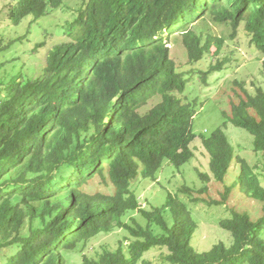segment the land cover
I'll use <instances>...</instances> for the list:
<instances>
[{
    "label": "trees",
    "instance_id": "trees-1",
    "mask_svg": "<svg viewBox=\"0 0 264 264\" xmlns=\"http://www.w3.org/2000/svg\"><path fill=\"white\" fill-rule=\"evenodd\" d=\"M64 1L14 0L8 15L14 24L30 16L35 21ZM76 11L65 30L69 40L48 52L41 76L24 80L17 74L0 83V251L15 249L3 264H64L61 250L114 227L136 239L126 251L105 250L97 259L84 257L83 264H136L154 248L165 249L169 264H264V187L221 127L201 136L212 178L223 182L237 163V180L223 197L238 186L262 202L261 216L252 220L233 210L219 222L229 244L202 252L191 243L196 223L174 195L162 207L141 209L145 228L122 221L126 212L140 209L130 190L139 174L154 179L164 161L179 167L193 156L194 110L175 94L183 92L186 79L161 33L180 29L188 59L198 61L213 42L222 43L201 44L187 27L209 12L234 30L244 21L264 53V0H82ZM154 95L160 101L141 113ZM228 119L250 133L253 151L264 155V90L232 104ZM95 178L111 191L89 188ZM166 207L172 226L162 215ZM26 217L38 218L42 227L21 236ZM151 222L162 232H152Z\"/></svg>",
    "mask_w": 264,
    "mask_h": 264
},
{
    "label": "rangeland",
    "instance_id": "rangeland-1",
    "mask_svg": "<svg viewBox=\"0 0 264 264\" xmlns=\"http://www.w3.org/2000/svg\"><path fill=\"white\" fill-rule=\"evenodd\" d=\"M13 2L14 0H0V46L5 47L0 52V83L17 74L27 80L44 73L48 52L56 43L69 40L65 30L68 22L75 18L76 9L82 0H65L57 8L49 7L43 17L32 21L33 17L30 16L18 24H14L8 15L9 5ZM244 24V21L240 22L234 30L229 21H218L209 12L191 20L187 27L200 35L201 44L212 39L222 42L219 47L213 42L198 61L188 59L180 29L172 27L169 33H161L176 70L183 73L186 79L183 92L175 94L194 110L192 132L195 137L190 143L193 156L179 167L164 161L154 179L144 178L139 174L131 182L130 190L138 197L140 209L128 211L122 216L125 224L145 228L148 221L141 209L152 211L155 207H162L168 194L174 195L185 204L196 223L191 243L197 252L206 251L219 242L229 244L231 237L220 227L219 222L230 217L233 210L247 212L252 220L262 213V202L249 197L238 186H234L223 197L227 186L237 180L239 165L233 162L224 181H215L201 137L208 136L211 131L221 127L236 155L247 161L257 175L259 184L264 187V155L253 151L252 135L228 119L232 104L238 103L241 98L246 100L247 96H254L258 88L264 90V53L251 42V35ZM40 43L43 44L39 45ZM158 101L159 95L150 97L139 111L144 113ZM200 173L211 178L203 179ZM89 188L111 191L97 178L90 182ZM203 188L205 190L201 191ZM14 200L16 201L15 198ZM162 215L168 226H172L174 218L169 207L163 210ZM151 223L149 228L152 232H162L156 223ZM40 227L42 222L38 218L30 222L26 217L19 235L27 236ZM260 236L264 239L263 231ZM134 239V235L126 228L114 227L111 231L101 232L89 240L79 242L73 250H61L60 253L64 264H83L84 257L97 259L105 250L122 248L126 251L127 244ZM12 247L0 251V264L14 253L15 249ZM162 252L165 254V249H151L136 264H169L163 260Z\"/></svg>",
    "mask_w": 264,
    "mask_h": 264
}]
</instances>
